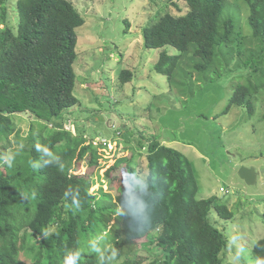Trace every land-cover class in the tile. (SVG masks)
Segmentation results:
<instances>
[{
  "label": "trees",
  "instance_id": "obj_1",
  "mask_svg": "<svg viewBox=\"0 0 264 264\" xmlns=\"http://www.w3.org/2000/svg\"><path fill=\"white\" fill-rule=\"evenodd\" d=\"M239 1L250 9V36L243 34L230 0H169L177 9L185 3L187 11L166 12L142 33L147 49L171 46L178 52L163 50L155 66L170 84L178 70L182 87L190 76L205 83L232 77L225 114L245 107L252 116V100L264 88V0ZM10 2L0 0V155L9 154L12 138L20 147L10 153L15 155L12 167L0 161V264H65L76 254V264H224L227 239L210 216L215 210L231 221L236 212L217 197L198 199L193 163L176 148L153 137L138 148L147 158L149 192L161 194V199L153 204L145 197L152 223L137 238H132L123 184L116 196L102 186L100 198L84 193L85 182L74 172L86 159L91 167L98 165V148L66 130L63 114L78 104L73 65L78 58L77 29L86 20L69 0H17L14 31ZM132 78L130 71L120 75L123 83ZM24 113L33 120L21 138L14 117ZM38 143L53 153L47 164L48 158L41 159L36 151ZM29 161L40 167H31ZM130 163L120 158L107 171V179L120 168L142 175L143 169ZM74 190L92 201L85 205ZM138 243L150 253L149 260L129 256ZM252 254L256 262L264 259V239L252 246Z\"/></svg>",
  "mask_w": 264,
  "mask_h": 264
},
{
  "label": "rangeland",
  "instance_id": "obj_2",
  "mask_svg": "<svg viewBox=\"0 0 264 264\" xmlns=\"http://www.w3.org/2000/svg\"><path fill=\"white\" fill-rule=\"evenodd\" d=\"M16 1L9 4L14 31L18 23ZM69 1L86 22L77 29L78 58L73 65L77 75L73 94L78 104L63 117L72 121L71 130L76 135L87 139L86 145L98 148L100 156L95 167L86 159L74 172L85 182L84 193L100 198L102 186L106 194L116 196L125 168L117 169L110 180L106 173L120 158L129 159L135 169L141 167L142 175L148 173L144 149L139 152L138 148L156 138L191 160L199 185L198 199L217 197L236 212L231 221L221 219L215 210L210 216L227 239L221 255L224 264H256L252 246L264 239V88L252 100L254 115L245 107H233L225 114L232 77L205 83L190 76L182 87L180 70L174 85L155 71L163 50L178 52L171 46L147 49L142 31L166 12H186L183 2L177 9L169 0ZM230 1L239 12L243 34L250 36L249 7L239 0ZM123 71L133 73L131 81H121ZM32 120L26 113L14 117L21 138L28 135ZM16 140L11 139L9 154L20 147ZM103 141L110 145L102 147ZM242 168L257 172L256 185L249 186L240 177ZM73 193L85 205L92 201L81 198L77 190ZM129 256L149 260L150 253L138 243Z\"/></svg>",
  "mask_w": 264,
  "mask_h": 264
},
{
  "label": "clouds",
  "instance_id": "obj_3",
  "mask_svg": "<svg viewBox=\"0 0 264 264\" xmlns=\"http://www.w3.org/2000/svg\"><path fill=\"white\" fill-rule=\"evenodd\" d=\"M36 151L41 153V159L47 157L45 161L47 164L53 160V153L48 149L47 146H42L39 143L36 144ZM15 159L14 154H4L0 155V161L6 164L8 167H12L13 161ZM59 160L58 157L55 158ZM29 165L33 168H39L40 165L37 161H29ZM63 164H61V169ZM120 183L123 184V193L126 197L124 200V207L128 216L132 218V225H130V230L133 233L132 238H137L143 235L149 230L152 218L148 216L149 202L145 197H150L153 204H158L161 199V194L149 192V181L148 173L144 175H134L132 171L124 172L120 174ZM168 184V181H162L161 189ZM140 193V195H137ZM49 233L45 231L43 233L44 238H47ZM116 253L113 251L111 259L114 258ZM79 258V254L70 255L66 258L65 264H76ZM256 264H264V259H258Z\"/></svg>",
  "mask_w": 264,
  "mask_h": 264
},
{
  "label": "water",
  "instance_id": "obj_4",
  "mask_svg": "<svg viewBox=\"0 0 264 264\" xmlns=\"http://www.w3.org/2000/svg\"><path fill=\"white\" fill-rule=\"evenodd\" d=\"M239 175L247 185L253 186L257 184L258 174L254 169L242 168L239 172Z\"/></svg>",
  "mask_w": 264,
  "mask_h": 264
},
{
  "label": "built area",
  "instance_id": "obj_5",
  "mask_svg": "<svg viewBox=\"0 0 264 264\" xmlns=\"http://www.w3.org/2000/svg\"><path fill=\"white\" fill-rule=\"evenodd\" d=\"M71 124H72V121L70 120V121H68L67 122V124L65 125V129L66 130H68V131H70L71 130ZM99 145V144H98ZM103 145L104 146H109L110 144H109V142H107V141H103ZM223 190V189H222Z\"/></svg>",
  "mask_w": 264,
  "mask_h": 264
}]
</instances>
